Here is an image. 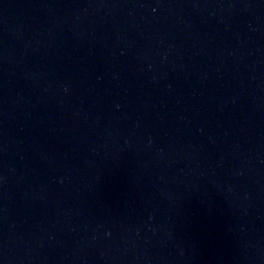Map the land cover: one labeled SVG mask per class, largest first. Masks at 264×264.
<instances>
[{
    "label": "water",
    "instance_id": "1",
    "mask_svg": "<svg viewBox=\"0 0 264 264\" xmlns=\"http://www.w3.org/2000/svg\"><path fill=\"white\" fill-rule=\"evenodd\" d=\"M0 264H264V0H0Z\"/></svg>",
    "mask_w": 264,
    "mask_h": 264
}]
</instances>
